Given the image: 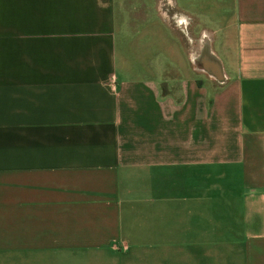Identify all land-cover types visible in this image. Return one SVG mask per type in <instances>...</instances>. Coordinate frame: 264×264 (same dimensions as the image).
Wrapping results in <instances>:
<instances>
[{
  "label": "crops",
  "instance_id": "1",
  "mask_svg": "<svg viewBox=\"0 0 264 264\" xmlns=\"http://www.w3.org/2000/svg\"><path fill=\"white\" fill-rule=\"evenodd\" d=\"M158 1L0 0V264H264V0Z\"/></svg>",
  "mask_w": 264,
  "mask_h": 264
},
{
  "label": "bare ground",
  "instance_id": "2",
  "mask_svg": "<svg viewBox=\"0 0 264 264\" xmlns=\"http://www.w3.org/2000/svg\"><path fill=\"white\" fill-rule=\"evenodd\" d=\"M200 60L206 66V69L210 74L216 72L217 65L212 61L208 53H201Z\"/></svg>",
  "mask_w": 264,
  "mask_h": 264
},
{
  "label": "built area",
  "instance_id": "3",
  "mask_svg": "<svg viewBox=\"0 0 264 264\" xmlns=\"http://www.w3.org/2000/svg\"><path fill=\"white\" fill-rule=\"evenodd\" d=\"M169 1L168 0H159L158 1V11L160 12V15L162 16L163 14V6L168 5Z\"/></svg>",
  "mask_w": 264,
  "mask_h": 264
},
{
  "label": "rangeland",
  "instance_id": "4",
  "mask_svg": "<svg viewBox=\"0 0 264 264\" xmlns=\"http://www.w3.org/2000/svg\"><path fill=\"white\" fill-rule=\"evenodd\" d=\"M158 9V8H157ZM158 11V10H157ZM159 14H160V12H159Z\"/></svg>",
  "mask_w": 264,
  "mask_h": 264
}]
</instances>
